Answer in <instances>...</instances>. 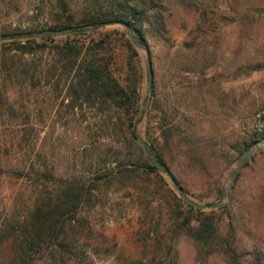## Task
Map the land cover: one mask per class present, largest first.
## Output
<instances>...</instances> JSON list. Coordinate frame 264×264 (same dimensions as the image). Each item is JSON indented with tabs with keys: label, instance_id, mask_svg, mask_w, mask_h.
Here are the masks:
<instances>
[{
	"label": "rangeland",
	"instance_id": "374dc122",
	"mask_svg": "<svg viewBox=\"0 0 264 264\" xmlns=\"http://www.w3.org/2000/svg\"><path fill=\"white\" fill-rule=\"evenodd\" d=\"M65 1L69 14L78 18L84 1ZM153 2L152 23L145 25L148 49L138 48V57L131 59L135 74L120 41L128 37L125 27L106 25L98 33L117 40L108 52L118 81L125 85L136 77L139 82L146 108L136 134L160 147L189 200L217 202L228 183L219 205L227 208L187 214L193 231L175 235L173 223L179 218L166 212L165 190L179 193L168 175L161 174L167 186L153 176L118 175L100 181L92 205H82L72 229L74 254L46 253L34 264H162L168 246L175 253L173 264H226L216 245L220 236L233 238L243 264L255 254L264 264L262 141L250 146L254 150L234 174L255 136L253 115L264 109V0ZM65 14L57 0H0V264H8L22 224H43L40 216L56 205L58 212L66 180L87 182L104 170L92 161L117 139L106 132L111 126L105 108L104 113L85 105L73 109L63 83L62 89L55 86V73L49 83L38 81L53 63L49 48L61 36L46 43L47 51L22 56L6 51L11 39H2V33L47 31ZM182 136L191 140L189 145ZM196 218L212 222L216 238L196 235ZM159 232L166 237L158 244L153 238ZM155 245L161 250L153 256Z\"/></svg>",
	"mask_w": 264,
	"mask_h": 264
},
{
	"label": "trees",
	"instance_id": "16d2710c",
	"mask_svg": "<svg viewBox=\"0 0 264 264\" xmlns=\"http://www.w3.org/2000/svg\"><path fill=\"white\" fill-rule=\"evenodd\" d=\"M83 1L84 8L81 15L76 18L73 14H69L68 4L65 0H57L62 11L66 14L58 26L50 27L47 31L65 28H72L73 31L61 36L62 41L55 44L53 48H49L50 54L54 55L53 63L48 64L45 71L42 70L37 78L38 81L42 79L49 83V78L54 77V73L57 74L54 84L62 89L63 83L69 105L73 109L84 105L95 108L101 113H104L106 109L109 112L107 119L111 126V128L107 126L106 132L109 131V134L112 137L116 136L117 139H115V145L105 148L98 155L99 157L97 156L98 159L92 161L95 166L103 165V171L95 172L87 182L70 179L65 181L64 194L58 212H56V208L59 206L56 205L49 213L40 216L44 219L43 224H33V228L22 224L19 238H16L13 245L8 264H34L37 261L36 256L42 257L46 253L59 257L73 255L77 241L72 233L73 223L78 221L77 214L81 211L82 205L88 207L92 205V193L100 181L118 175L120 178L126 179L141 174L148 177L153 176L163 186H167V184L161 174L168 175L179 193V195L176 194L168 187L165 190L168 198L166 212L179 218L173 223L172 231L175 235L182 230L193 231L194 227L190 225L192 218L187 214L196 212L201 215L204 213L203 210L193 207L182 197V193L186 195V191L172 173L160 147L153 142L146 141L154 153L155 161H153L138 142L135 125L143 114V103L140 102L139 97V82L136 77L129 79L125 85L118 81L112 70L111 52H108L115 48L117 40L110 33H98V28L106 25H128L133 32L135 41L132 42L122 34L123 39L120 41L123 49L128 53V65L135 74L136 70L131 59L138 57V48L148 49L146 39L148 28L145 25L152 23L151 16L154 15L152 13L156 10V4L153 0ZM160 27L165 29L164 24H161ZM162 28L159 29L162 30ZM39 32H43V30ZM30 33L34 32L13 30L2 33V39H11L9 43L12 46H9L6 51H15L21 56L36 50L47 51L46 43L55 40V37L40 39L27 37ZM258 65L252 66L249 70L257 69L260 67ZM182 137L189 145L191 140L187 136ZM263 140L264 131L261 134L255 133L254 138L247 143L245 148ZM110 165L113 166L105 168ZM159 165L163 167V170H160ZM18 173L23 174L21 171ZM226 208L227 204H223L217 209ZM213 211L210 210V212ZM51 214L53 216L50 217ZM196 221L198 222L195 228L196 235L216 238V229L212 222L205 223L203 218H196ZM165 237L166 234L159 232L158 236L156 234L153 239L159 244L164 242ZM232 242L233 238L220 236L216 242L219 247L218 252L226 264H243L240 252ZM160 250V246L155 245L153 256L158 255ZM165 252L166 262L162 264H173L175 253L170 251L169 246ZM249 264H261L258 255L255 254Z\"/></svg>",
	"mask_w": 264,
	"mask_h": 264
},
{
	"label": "water",
	"instance_id": "95a60500",
	"mask_svg": "<svg viewBox=\"0 0 264 264\" xmlns=\"http://www.w3.org/2000/svg\"><path fill=\"white\" fill-rule=\"evenodd\" d=\"M123 26L126 28L127 30V36L128 38L134 42L135 39L133 37V32L132 30L128 27L127 24H123ZM73 31L72 28H65V29H56V30H49V31H43V32H34V33H30L27 35V37L30 38H45V37H55V36H64L67 34H70ZM146 67H147V75H148V81L150 83V79H151V59H150V55L149 52H146ZM146 108V104L143 107V110H145ZM142 116V115H141ZM137 140L140 143V145L146 150L148 156L150 157L151 160L155 161V156L154 153L151 150L150 145L140 136L137 135ZM263 143V149H264V140L262 141ZM253 147H249L248 150L242 155V157L240 158V160L236 163V166L234 168V174L237 172L239 165L241 164V162L248 157L252 151H253ZM160 170H163V167L159 165ZM228 189V183L227 185L223 188L222 190V194H221V198L214 203H210V204H199L197 202L191 201L187 198V196L185 194L182 193V197L189 203L191 204L193 207L200 209V210H206V209H214L217 208L220 204H222L223 198L226 195V191Z\"/></svg>",
	"mask_w": 264,
	"mask_h": 264
},
{
	"label": "built area",
	"instance_id": "2783aa9c",
	"mask_svg": "<svg viewBox=\"0 0 264 264\" xmlns=\"http://www.w3.org/2000/svg\"><path fill=\"white\" fill-rule=\"evenodd\" d=\"M253 129L256 134H261L264 131V109L259 108L253 115Z\"/></svg>",
	"mask_w": 264,
	"mask_h": 264
}]
</instances>
